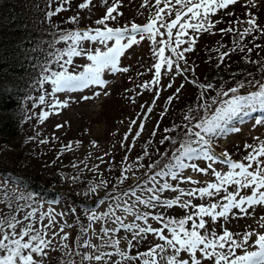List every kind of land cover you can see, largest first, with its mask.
Masks as SVG:
<instances>
[{
	"label": "snow or ice",
	"instance_id": "6c2138e0",
	"mask_svg": "<svg viewBox=\"0 0 264 264\" xmlns=\"http://www.w3.org/2000/svg\"><path fill=\"white\" fill-rule=\"evenodd\" d=\"M69 2L70 0H62V3ZM238 2L239 0H155V11L149 15L146 24L131 23L130 27L113 28L109 27L107 22L114 21L122 15L118 11L120 0H114L111 6H107L104 16L95 21L97 25L103 26L102 28L71 31L60 38V41L67 45L55 57V63L59 64L61 70L54 71L46 66L43 72H50V75L41 77L40 86L43 88L45 84H50L52 96L60 92L83 91L90 87L104 88L106 85V81L103 79L104 74L106 72L113 74L127 72V68L119 67L121 57L133 45H138L147 39L153 45V58L156 59V63L153 65L155 73L150 82L139 87L149 91L152 90L149 84L162 87L160 85L161 69L165 68L166 72H171L175 68L176 74L182 75L186 69H181L178 61L185 60L184 54L194 50L200 34H215L213 30L216 25L224 21L222 19L213 21V16ZM104 3L107 5V0H104ZM90 4L91 0H84L79 8H87ZM247 5L256 6L253 0H247ZM146 6L147 0L141 7ZM65 10L62 6L57 7L54 12L48 13V17L51 18ZM114 13L115 15H113ZM246 14L249 19L243 22L247 27L242 32H236L232 27L219 29L222 35L232 33L240 37V42L234 41L236 47L232 51L239 49L243 52L245 50L240 46L245 37L252 36L253 39H258L264 36V27L257 23V17L251 13ZM225 15L231 16L233 13L225 12ZM77 21V17L70 18V22ZM237 22L234 20L228 23L235 24ZM162 29L163 31H161ZM253 33H258L259 36H254ZM85 42L99 44L102 47L86 50L83 47ZM185 44L187 47L182 48V45ZM255 47L259 48L261 45L256 44ZM166 50L170 51L172 55H165ZM213 51H219V49ZM251 51L252 49L249 48L248 52ZM80 56L86 57L90 63L84 66L83 71L79 74H74L69 71L68 66L73 64L74 57ZM227 56H229L227 51L220 53V63H223ZM185 63H187L186 60ZM253 63L255 62L253 61ZM189 82L196 83L195 81ZM197 86L205 91L212 87L210 84ZM167 87L171 88L172 84H168ZM183 87L182 84L180 88L176 89V93H179ZM243 87L244 84L241 83L237 87L217 92V96L221 98L219 101L213 98L210 104L205 101L199 106L204 110L202 116L186 115L184 119L189 123L183 126L186 129L183 133L184 139L179 142V147L172 152L166 163L161 165L160 161H156L148 165V172L158 165L159 168L150 176L147 172L145 173L148 177L147 181H141L135 187H130L113 197L115 206L109 205L107 212L98 215L95 211L90 210V214L87 216L88 228H91L93 222L108 220L115 227L100 228L103 237L108 238L101 245L93 246L89 241H83L84 247L92 248L99 254H85L82 256V261L95 260L102 264H108V259L119 256L121 259L116 260L114 264L130 260H139L140 264H159L160 260L166 261V264H203L204 261H209L210 264H264V234L247 230L243 233H233L224 226L231 219H242L252 215L250 209L254 212L257 206L264 207V141H259L257 137L255 138L258 141L257 144H245L247 155L241 161H234L227 152L222 153L223 159H221L211 150L214 137L225 131H240V128L235 126L226 127L234 118L240 116L241 113L247 115L248 110L260 109L264 111V84H260L257 91L246 95L239 94L240 88ZM230 93L232 94L231 98L223 99ZM100 94V92L95 93L97 96ZM159 96L160 92L155 91L152 105H155ZM90 98L82 97L84 100ZM173 98V96H169L166 103L170 104ZM200 99L204 100L203 92ZM39 101L43 104L45 96L41 95ZM67 103V101L53 102L49 104V107L52 109L64 108L67 107ZM212 105L218 106L212 108ZM141 108H144V105H141ZM152 111V106H149L144 113V119H147L148 113ZM166 111L167 109H165ZM190 111L192 110L190 109ZM48 115L49 112H42L39 116L40 121L43 122ZM163 115L164 113H161V117ZM193 120L196 122L192 123ZM132 123L135 124L136 121H132ZM255 124L264 125V119H257ZM189 125L191 126L189 127ZM176 127L179 126L165 129V132L175 131ZM143 130L144 123L141 122L139 131L135 132L133 136V144ZM155 134L156 132L153 131L152 135ZM124 139L128 140L127 134ZM165 140H171L173 144L177 143L175 139L168 136H165L161 143L163 144ZM44 142L46 143V141ZM121 146L125 147L127 151H131L127 145L122 143ZM65 147L71 150L72 146L66 145ZM93 147H95L94 142ZM147 154L145 151L144 155ZM124 159L127 160V157ZM140 159L143 157L137 158V160ZM197 160L208 162L207 167H199L194 162ZM217 163L223 165L226 171L216 170L213 165ZM188 168L204 175H209V170H211L210 174L214 180L206 182L202 187L182 189L179 187L180 183L193 185L200 183L191 177L184 178L182 176L184 170ZM131 170L132 166L122 169L119 183L122 184L128 179L125 173ZM169 180L178 181V183L173 185ZM91 191L95 192L96 188L93 187ZM168 191L178 194L174 198H162L163 194ZM125 197L134 199L129 204L124 199ZM184 197L189 199H184ZM195 199L206 202L194 204L193 200ZM137 205L151 210L179 207L185 211V215L178 218L166 217L162 213L154 211H140ZM8 209L7 213L0 215V264H44V260L48 256L46 250L52 244V239L45 237L49 235L55 224L52 209L39 216L40 227H36L32 221V218L36 216L35 211L27 212L23 218H18V213L23 211L22 207L13 208L10 202ZM116 210L122 211L124 216L117 215ZM126 216L133 217V222L125 223ZM45 218H47V224L43 223ZM149 220L155 221L160 227H152ZM218 224L222 229L220 232L217 231ZM68 226L70 227V225ZM259 226L264 228V216L260 217ZM87 230L82 229L83 232ZM121 230L132 233L131 238L127 240L129 250L139 245L142 240H146L148 235L154 236L162 243H156L150 246L147 251L130 256L127 251L119 247L120 239L113 238ZM60 232H64V226L60 227ZM55 235L57 233H52L53 238ZM253 236H255L254 242L251 240ZM67 238L65 233L62 239L66 240ZM98 238L102 239V237ZM105 245L115 251H99ZM64 247L67 248V245ZM182 254H186L187 258H182Z\"/></svg>",
	"mask_w": 264,
	"mask_h": 264
},
{
	"label": "rangeland",
	"instance_id": "374dc122",
	"mask_svg": "<svg viewBox=\"0 0 264 264\" xmlns=\"http://www.w3.org/2000/svg\"><path fill=\"white\" fill-rule=\"evenodd\" d=\"M83 2L84 0H71L69 3H66L72 11L71 17L78 18V21L75 23L82 25V27H78L77 30L84 31L89 28H102L103 26L97 25L95 21L104 16L107 6H111L114 0H107V5L104 3V0H91L89 7L81 9L79 5ZM253 2L256 5L255 7L247 5V0H239L237 4L231 5L228 9L222 10L217 15L213 16V21L222 19L224 22L216 25V28L213 30L215 34H200L194 46V50L184 54L187 63H185V60L178 61L181 69H186V71H183L182 75H177L175 68H173L171 72H166L165 68L161 69L160 85L162 87L149 84V87L152 88L151 91L139 87L140 85L150 82L155 73L153 65L156 63V59L153 58V45L147 39L141 41L138 45H133L126 51L125 55L121 57L119 67L127 68V72H117L115 74L106 72L104 74L103 79L106 81L104 88L90 87L83 91L60 92L52 96L50 94L51 85L45 84L48 89L45 92V102L41 104L39 97L43 95V89L38 81L36 84L39 86V91H35L28 98L29 105L27 112L29 117L33 119L31 129L34 128L35 132H39L41 136H45V138L42 137L38 140L33 138L32 141L28 138L27 141H22L20 143L22 146L20 147H24V151H21L22 149L18 147L0 144V165L6 166L7 168L14 167L22 171L36 172L43 179L53 174H58L61 178L58 186L63 191L74 192L77 197L83 198L89 202L92 200V197L102 195L101 198L97 200L94 207L82 209V217L84 219L83 229H88L84 232V237L82 238L83 241H89L93 246L103 244L104 240L108 238L103 237L100 228H112L115 227V225H113L110 220L97 221L92 223L91 228H88L89 221L87 216L90 214V210L95 211L98 215L107 212L109 205L115 206V201L112 199L113 197L128 190L130 187H135L141 181H147L148 177L145 175L146 172L150 176L158 170L159 165L154 167L151 172H148V165L153 163L145 165L137 160L140 156L139 152L142 150L143 142L147 137L152 135L153 131L156 132L154 135L155 139L163 140L165 136L163 130L166 129L167 124L176 117H180L187 104H192L195 110H201L199 106L205 101L209 104L211 103L210 92L197 86L202 85L206 60L197 57L196 54L205 48L213 50L215 46L219 43H223L225 39L229 38L228 35H222L219 29L227 27H232L234 29L247 27V25L243 23L249 19L246 13L255 15L257 17V23L264 27V0H253ZM144 3L145 0H120L118 11L122 13V15L118 16L114 21H108L107 25L117 28L124 26L130 27L131 23L137 25L146 24L149 15L155 11V0H147V6L141 7ZM60 4L66 5L62 2H60ZM74 6L78 8L75 11H73ZM225 12H231L233 15H225ZM113 15H115V13ZM234 20L238 22L235 24L228 23ZM161 31H163V29ZM238 37L239 36L235 38L230 37V40ZM157 39H159V37H157ZM244 43L245 41L243 40L241 43L242 47H245ZM64 45L67 47L66 44ZM255 45L256 43L252 46L253 51L250 52L252 55L260 51ZM83 47L86 50H92L102 46L85 42ZM183 47H187V45H182V48ZM165 55L171 56L172 54L170 51L166 50ZM173 59H175V57H173ZM232 60H234L232 57L227 56L223 66L229 65ZM88 63L90 62L87 61L84 56L74 57L73 64L69 66V71L74 74H79ZM189 81H195L196 83L193 84ZM170 83L172 87L168 88L167 85ZM182 84L184 87L181 88L179 93H176V89L180 88ZM260 84H264V82L244 85L243 88H240L239 94L246 95L250 92L257 91ZM129 85L134 89H132L133 93L130 92L133 95H129L126 92ZM34 90H36V88ZM155 91H159L160 96L156 99L155 105H152V101L155 98ZM96 92H100L101 94L97 96L95 95ZM202 92L206 97L205 101L200 99ZM231 95L230 93L229 96L223 97V99H229ZM84 96L91 98L84 100L82 99ZM169 96L174 97L170 104L166 103ZM194 98H196V101L189 103V100H194ZM215 99L219 101L221 98L216 96ZM64 101L68 102L67 107L59 109H52L49 107L50 103ZM141 105H144V108H141ZM149 106H152L153 111L148 113L147 119H144V113ZM216 106L218 105H212V108ZM165 109H167L166 112ZM41 112H49L48 117L43 122L39 119ZM161 113H164L163 117H161ZM201 113L200 115L196 114V116H202L204 110ZM191 116L194 115L191 114ZM168 118L170 119L168 120ZM257 119H264V111L260 109L248 110L247 115L241 113L240 116L234 118L226 127L231 128L235 126L240 128V131H225L214 137L211 144L212 153L223 159L222 153L227 152L234 161H241L243 157L247 155V151L244 148L245 144H257L258 141L255 139L257 137L259 141H264V125H256L255 121ZM132 121H136V123L133 124ZM181 121L182 127L189 123L184 118ZM141 122L144 123V130L141 132L140 136L135 139V143L133 144V136L135 132L139 131V124ZM195 122V120L192 121V123ZM31 125L27 124L26 126L30 129ZM58 125L60 127H57ZM190 126L191 125H189V127ZM130 128L131 131H129ZM126 134L128 135V140L124 139ZM176 134V131H170L167 134L168 137L177 141V143L173 144L171 140H169L168 153H172L178 148L179 142L184 139V135H182L181 138H177ZM44 141H46V143ZM93 142L95 143V147H93ZM122 143L130 147L131 151H127L125 147H122ZM66 145H71V150L66 148ZM143 156L144 152L142 153V157ZM125 157H127V160L124 159ZM168 160L169 157L163 158L161 165ZM194 162L201 168H206L208 163L201 160ZM128 166H132V170L125 173L128 179L125 180L124 183H120V186L115 190L109 187L108 184H111L112 178L119 182L122 169ZM213 167L218 171H226V168L219 163L214 164ZM210 172L211 170H209V175H204L203 173L193 172L190 168L185 169L182 173L184 178L191 177L193 180H197L200 183L196 185L180 183L179 187L182 189L202 187L206 182L214 180ZM169 182L173 185L178 183V181L171 180H169ZM93 187L96 188L95 192L91 191ZM137 194L139 195L140 193L138 192ZM177 194L176 192L168 191L163 194L162 198H174ZM145 195H147V193H145ZM6 197L15 207H22L23 211L18 213V218H23L27 212L35 211L36 216L32 218V221L35 223L36 227L41 226V222L38 219L39 216L42 213H48L49 209H52V215L55 217V224L50 230L49 235L45 237L46 239H52V244L50 248L46 250L48 251V256L45 258L44 264L67 263L74 247L73 239L77 234L78 226L74 216L68 213L64 203L57 199L45 200L38 196L33 198L25 189L20 188L8 179L0 177V215L8 212L4 200ZM124 199L130 204L134 198L125 197ZM184 199L189 198L184 197ZM101 201L103 202L101 203ZM194 201L197 204L206 202L199 199H195ZM137 207L140 211H154L162 213L163 215L165 213L174 214L173 212H177L178 214L176 215L182 217L185 214V211L179 207H174L172 209L162 208L161 210L160 208L154 210L144 209L139 205H137ZM249 211L252 212V215L245 216L242 219H231L225 223L224 226L233 233H243L247 230L264 234V228L259 226L260 217L264 216V207L257 206L254 212L251 209ZM60 214L63 215L61 216ZM116 214L124 216V213L120 210H116ZM133 219L134 218L131 216H126L124 222L132 223ZM25 223L28 222L25 221ZM43 223L47 224V218H45ZM137 223L140 222L137 221ZM149 223L154 228L160 227L155 221L149 220ZM68 225H70V227ZM61 226H64V232H60ZM217 231H222L219 224L217 225ZM52 233H57V235L53 238ZM65 233L68 236L66 240L62 239ZM131 235L132 233L121 230L113 237L120 239L119 247L127 251L130 256H136L138 253L147 251L150 246L156 243H162L154 236L148 235L146 240H142L139 245L129 250L127 240L131 238ZM98 237H102V239ZM251 240L254 242L255 236H253ZM133 243L135 244V242ZM64 245H67V248H65ZM77 250V255L79 257H76V260H72L70 264H102V262H97L95 260L82 261V256L85 254H99V252H94L92 248L84 247L83 242ZM99 251L109 252L115 250L105 245ZM169 254L171 253L169 252ZM238 254H240L239 251ZM182 258L186 259L187 255L182 254ZM78 259L79 261L76 262ZM105 259L108 258L105 257ZM120 259L119 256H113L111 259H108V264H114L116 260ZM209 263V261L203 262V264ZM121 264H140V261H122ZM159 264H166V261L160 260Z\"/></svg>",
	"mask_w": 264,
	"mask_h": 264
},
{
	"label": "trees",
	"instance_id": "16d2710c",
	"mask_svg": "<svg viewBox=\"0 0 264 264\" xmlns=\"http://www.w3.org/2000/svg\"><path fill=\"white\" fill-rule=\"evenodd\" d=\"M60 2L62 0H0V144L18 147L22 149L21 151H24V147H20L22 141H27L28 138L31 141L33 138L37 140L42 137L45 138L39 132H35L34 128L31 129L33 119L29 117L27 112L28 98L35 91H39V86L36 83L40 81L41 77L50 75V72H43L46 66L54 71L61 70L59 64L55 63L56 55L66 48L60 38L71 31H76L78 27H82L78 23L70 22L72 11L66 3V5H62ZM60 6L66 10L49 18L48 13L54 12ZM77 9L74 6L73 11ZM243 29L236 28L235 30L236 32H242ZM227 35L228 39L215 46L214 49H219V51L205 48L196 54L197 57L206 60L202 85H212L211 88L207 89L211 95L210 100L217 96V92L236 87L241 83L253 85L264 82V36L258 39H253L252 36L245 37V50L241 52L239 49L232 51L236 47L234 41L240 42V37L230 40V37L235 38L237 35L232 33ZM253 35L259 36L258 33H253ZM255 43L261 45V47L258 48L260 50L258 53L252 55L248 52V49L251 48L253 51L252 46ZM225 51L229 52V56L234 59L227 66H223L224 61L223 63L219 61L220 53ZM35 88L36 90H34ZM42 89V93L46 97L45 92L48 87L44 85ZM132 89L133 87L129 85L126 90L127 94L133 95L130 93H133L134 89ZM205 100L206 97L204 96L203 101ZM194 101H196V98L189 100V103ZM185 107L180 117H176L167 124V127L165 126L166 129L179 126L175 129L177 138H181L184 131H186L181 126V120L186 115L191 116L193 114L196 116V114L200 115L203 112V109L195 110L192 104H187ZM27 124L31 125L30 129L27 128ZM163 131L165 136L170 132ZM168 149L169 140H165L162 144L161 140H157L153 135H150L143 142L139 157H142V153H145V151L148 154L144 155L143 159L139 161L145 165L156 161H160L161 164L163 158H170L172 154L168 153ZM0 177L8 179L20 188L25 189L33 198L38 196L45 200L57 199L64 203L68 213L74 216L78 226L77 234L73 239L74 247L67 263L64 264H70L72 260H76V257H79L77 249L83 242L82 237H84L82 209L94 207L102 195L92 197L89 202L77 197L74 192H65L58 186L61 181L58 174L43 179L36 172L22 171L14 167L7 168L0 165ZM110 183L108 186L114 190L120 186V183L114 178ZM4 200L5 207L9 210L8 204L10 202L7 197ZM193 203L197 204L194 200ZM12 207L15 208V205H12ZM173 213H165L164 215L166 217H179L176 215L177 212ZM78 261L79 259L76 262Z\"/></svg>",
	"mask_w": 264,
	"mask_h": 264
},
{
	"label": "bare ground",
	"instance_id": "6f19581e",
	"mask_svg": "<svg viewBox=\"0 0 264 264\" xmlns=\"http://www.w3.org/2000/svg\"><path fill=\"white\" fill-rule=\"evenodd\" d=\"M260 115V114H259Z\"/></svg>",
	"mask_w": 264,
	"mask_h": 264
}]
</instances>
